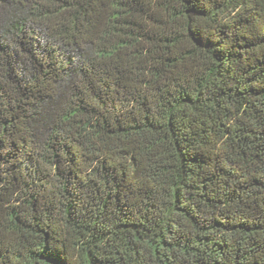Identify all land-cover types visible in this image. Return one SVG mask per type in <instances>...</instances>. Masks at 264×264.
<instances>
[{
	"label": "trees",
	"instance_id": "obj_1",
	"mask_svg": "<svg viewBox=\"0 0 264 264\" xmlns=\"http://www.w3.org/2000/svg\"><path fill=\"white\" fill-rule=\"evenodd\" d=\"M0 264H264V0H0Z\"/></svg>",
	"mask_w": 264,
	"mask_h": 264
}]
</instances>
